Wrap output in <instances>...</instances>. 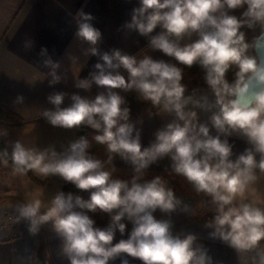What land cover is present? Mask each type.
<instances>
[{"label": "clouds", "instance_id": "1", "mask_svg": "<svg viewBox=\"0 0 264 264\" xmlns=\"http://www.w3.org/2000/svg\"><path fill=\"white\" fill-rule=\"evenodd\" d=\"M245 5L240 18L229 14V10ZM80 15L83 22L79 23L77 36L96 45L101 33L87 22L92 19L90 15ZM257 25L259 35L251 43L245 42L241 28L254 29ZM158 26L163 31L151 37L150 47L188 67L198 62L219 106V112L211 116L213 127L220 133H227L228 129L242 132L252 149H246L233 162L229 160L231 147L227 140L210 136L206 125L193 123L196 112L184 111L193 101L184 97L182 69L149 56L137 61L135 56L122 55L118 50L103 53V63L95 65L98 72L91 74V81L81 80L77 84L88 89L95 83L105 92L93 100L73 95L71 106L63 109L59 106L64 94H55L49 100L57 106L56 111H46L44 116L53 126L73 128L87 124L96 130L102 128V134L94 137L96 142L106 144L110 153L130 160L136 172L171 153L174 171L217 203L219 214L215 224L220 237L238 251L253 249L264 239V210L250 204L227 210L225 206L244 197L248 184L256 180L254 169L258 167L264 172V0H140L126 25L144 36ZM193 32L199 34V39L183 47L170 39ZM250 48L255 54H248ZM91 53L97 55V49L92 47ZM233 65L237 71L230 83L226 73ZM121 67L128 72V80L119 71H106ZM52 75V83L58 82L54 71ZM113 89H135L153 105L163 102L164 110L174 112L183 124H168L157 132L156 141L142 150L139 133L133 138L131 124L117 126L119 120L127 121L129 109L122 108L125 100ZM193 103L204 106L199 101ZM88 147V141L81 138L70 145L67 154L58 156L53 151L49 160L45 152L34 153L19 142L15 144L12 160L16 171L59 175L78 189H95L89 200L59 193L43 214L40 200L21 207L20 215L30 221V231L35 233L41 224L52 221L70 264H108L120 253L139 258L144 264H205V255H197L192 247V235L184 239L174 237L170 223L153 215L157 209L172 211L177 203L173 191L166 189L161 178L143 185L134 179L131 187L123 181H110V173L101 170V162L88 155ZM254 153L261 154L258 164ZM75 208L106 213L118 210L112 217L113 225L123 234L126 225L121 221L127 218L133 224L129 238L110 246L115 228H95L94 221Z\"/></svg>", "mask_w": 264, "mask_h": 264}, {"label": "crops", "instance_id": "2", "mask_svg": "<svg viewBox=\"0 0 264 264\" xmlns=\"http://www.w3.org/2000/svg\"><path fill=\"white\" fill-rule=\"evenodd\" d=\"M139 6L140 0H0V106L6 107L22 119L9 126L8 131L12 136L6 134L5 142L8 146L14 148L19 142L34 153L45 152L49 160L53 151L58 156L67 154L70 145L77 141L78 126H53L44 116L46 111H56L57 108L49 97L63 93L64 100L59 106L63 109L71 106L73 95H80L88 90H105L95 83L88 89L77 87L81 80L91 81V74L98 72L95 65L103 63L100 57L105 52L118 50L122 55L135 56L137 61L149 56L156 61L170 60L181 64L174 57L150 47L151 37L162 32V28L158 26L152 33L144 36L135 29L126 27L131 22L133 9ZM245 9L246 5L229 10V14L240 18ZM80 13L90 15L92 19L87 22L101 33L96 45L77 36L79 23L83 22ZM241 31L245 34V42L251 43L257 36L258 25L254 29L243 27ZM170 39L183 47L199 39V34L193 32L180 39ZM92 47L97 49V55L91 53ZM248 54L255 53L250 48ZM49 60L51 63H46ZM53 64L58 67L54 69ZM53 71L59 77L56 83H52ZM106 71H119L126 80L129 79L128 72L122 67ZM118 90L121 89H113ZM184 97H191L193 102L199 101L204 105L200 107L189 102L184 111L196 112L193 123L206 125L210 136H219L221 141L227 140L231 147L229 160L235 162L240 155L245 154L246 149L253 148L242 132L228 129L227 133H220L213 127L211 116L219 112V106L209 86L185 89ZM173 122L183 124V121L177 120L174 112L161 108L139 122L124 123L133 126V138L139 133L143 150L156 141L157 132L166 129ZM99 148H103L105 153L104 169L112 170L110 181H123L131 187L134 179L136 183L143 185L160 177L166 189L173 191L177 201L174 210L163 212L157 209L153 215L158 220L170 223V232L174 237L184 239L192 235V247L197 250V255H205V264H262L264 239L255 248L244 252L223 240L215 224V217L219 214L217 203L211 195L198 192L192 182L174 171L171 153L136 172L130 160L124 159L120 154L110 153L106 144H100ZM254 154L258 164L261 154ZM33 173L45 183L37 185L24 172L16 171L6 160L0 161V216L6 211H20L22 201L30 204L35 200H40V214L44 213L47 203H50V199L41 194V188L45 185L53 186L51 194L55 195H68L81 190L59 175L44 176L35 170ZM254 173L256 180L248 184L244 197H237L232 205L225 206L226 210L241 204H250L264 210V172L257 167ZM83 191L92 192L95 189ZM117 211L106 213L97 209L84 213L94 221L95 228L104 230L110 226L115 228L112 217ZM121 223L126 225L125 231L122 234L115 228L110 246L122 239L127 240L130 236L133 224L127 218L122 219ZM45 226L47 227L46 223L41 224L35 233L30 231L18 236L0 232V264H70L63 253V240L55 231L54 225L50 224L47 228ZM108 264L144 262L120 253L110 259Z\"/></svg>", "mask_w": 264, "mask_h": 264}, {"label": "trees", "instance_id": "3", "mask_svg": "<svg viewBox=\"0 0 264 264\" xmlns=\"http://www.w3.org/2000/svg\"><path fill=\"white\" fill-rule=\"evenodd\" d=\"M164 62L174 64L175 66H177L178 68H180L182 70H185L188 72H193V73H198V74L205 76V70L201 67V65L198 62L194 63L191 67H188V66L183 65V64H177V63H174L173 61H170V60H166ZM235 73H236V66L233 65L232 67H230V69L226 73V79L227 80L234 79ZM201 86H208V84L206 83V80H204L202 82H197L194 80L193 85H188V86H184V87H185V89H193L195 87H201ZM105 91H106V89L101 90V91H97V92H92V91L88 90V91L83 92L79 96L87 98L89 100H93L96 95L100 94L101 92H105ZM117 93L119 95H121L122 97H126L127 100L130 102L129 111H130L131 116H132L131 118L127 119V121H124V120L118 121V125L122 124L124 122H139V121L145 119L146 117H148L150 114L157 112L158 110L163 108V102H161L160 105H155L154 108L147 110L143 113H140V108L136 104V99H137L138 95H140V94L135 89L129 90V91H125V90L121 89ZM21 120H22L21 117H19L17 114L13 113L12 111H10L9 109H7L4 106H0V153H1L0 161L4 159V160L8 161L15 168H16V165L14 164V162L12 160V153H13L14 148H12L6 144L5 133H3V132H5L11 124L18 123ZM87 126H88L87 124H81L78 126L77 141L80 140L81 138L86 139L88 141V144H89V147L86 151L89 152L90 150H92V148L94 146V135H95V133L92 132L89 136L88 135L86 136L85 132H86ZM8 135L12 136V133H8ZM24 173L27 176H29L35 183H38V184L42 183V181L34 175L33 170H27Z\"/></svg>", "mask_w": 264, "mask_h": 264}, {"label": "rangeland", "instance_id": "4", "mask_svg": "<svg viewBox=\"0 0 264 264\" xmlns=\"http://www.w3.org/2000/svg\"><path fill=\"white\" fill-rule=\"evenodd\" d=\"M257 34H258V32H257ZM236 71H237V68H236ZM182 75H183V79H182V81H181V84L183 85V86H188V85H193V82H194V80L195 81H197V82H202V81H204L205 80V76L204 75H201V74H198V73H193V72H188V71H185V70H182ZM234 79H231V80H228L230 83L233 81ZM119 91V90H118ZM118 91H115V92H118ZM92 92H97V91H95V90H93ZM124 98V100H125V103L122 105V108H124V107H126V108H128L129 109V106H130V102L127 100V98L126 97H123ZM136 104L139 106V108H140V113H143V112H145V111H147V110H150V109H152V108H154V106L155 105H153L152 104V102L151 101H145V100H143L141 97H140V95H138V97H137V99H136ZM132 116H131V113H130V111H129V113H128V119L129 118H131ZM120 121V120H119ZM102 127H103V125H102ZM92 132H94L95 133V135H94V137L96 136V135H100V134H102V128H101V130H96V129H93L91 126H87V129H86V136L88 135H90ZM3 133H5V138H6V134L8 135V133H9V131H8V129L5 131V132H3ZM9 137H10V135H8ZM99 143L97 142L96 143V140L94 139V146H93V148H92V150H90L89 152L87 151V153H88V155L89 156H91L93 159H96V160H99L100 162H101V165L106 161L105 160V153H104V150H103V148H99ZM0 155H1V153H0ZM4 160V159H3ZM2 161V160H1ZM8 162V161H7ZM106 164V162L104 163V166L102 165V168H101V170H103V171H107L108 173H110L111 174V172H112V170H110V169H104L105 168V165ZM29 177V176H28ZM30 178V177H29ZM31 179V178H30ZM32 180V179H31ZM33 181V180H32ZM42 181V180H41ZM34 182V181H33ZM45 183V181H42V183H40V184H38V183H36L37 185H42V184H44ZM53 186H50V185H45V186H43L42 188H41V190H42V193L41 194H43V196H45V197H48L47 199H50V203H47V206L45 207V209H44V212L51 206V202H52V200L55 198V194H51V192L53 191ZM80 190H77V191H75V192H73L72 193V195H73V197H75L76 196V193L77 192H79ZM24 203V205H23V203ZM22 202H20V205H22V207L23 206H25V205H27V204H29L28 203V201H22ZM17 213H19L20 214V211H18ZM41 214H43V213H41ZM50 224H53V222L52 221H49V222H47L46 223V225H47V227L50 225ZM46 226H45V228H47Z\"/></svg>", "mask_w": 264, "mask_h": 264}, {"label": "built area", "instance_id": "5", "mask_svg": "<svg viewBox=\"0 0 264 264\" xmlns=\"http://www.w3.org/2000/svg\"><path fill=\"white\" fill-rule=\"evenodd\" d=\"M260 32V27L258 25V34ZM91 192L80 190L76 193L75 197H80L83 200L90 199ZM74 197V198H75ZM79 211L85 213H91L93 211H88L87 209L75 208ZM9 232L13 236H18L22 233L30 232V221L22 217L19 213L13 211H6L0 216V232Z\"/></svg>", "mask_w": 264, "mask_h": 264}]
</instances>
